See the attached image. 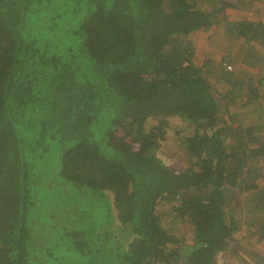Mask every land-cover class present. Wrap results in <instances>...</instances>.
I'll return each instance as SVG.
<instances>
[{"label":"trees","instance_id":"trees-1","mask_svg":"<svg viewBox=\"0 0 264 264\" xmlns=\"http://www.w3.org/2000/svg\"><path fill=\"white\" fill-rule=\"evenodd\" d=\"M242 2L0 0V264H218L239 199L257 192L264 214V182L247 176L264 117L238 112L263 95L264 68L250 61L219 97L191 41L214 25L232 43L264 36L230 18ZM169 120L181 168L160 156Z\"/></svg>","mask_w":264,"mask_h":264},{"label":"rangeland","instance_id":"rangeland-1","mask_svg":"<svg viewBox=\"0 0 264 264\" xmlns=\"http://www.w3.org/2000/svg\"><path fill=\"white\" fill-rule=\"evenodd\" d=\"M199 1L202 6L209 10L217 6L216 0ZM233 10L229 14L230 18H248L251 21L264 22V0H243L240 8ZM229 33L224 26L214 25L211 30L198 34L191 41L193 50L200 57H198L200 59V66L203 64L204 70L216 83L215 86L218 88L216 93L219 97L229 89L231 80L234 77L241 76L240 70L247 67L240 61V48L246 43L244 41L232 43V34L230 35ZM260 37H262L261 34ZM184 46L186 45L184 44ZM205 57H207L206 64L204 63ZM227 65H231L232 69H229ZM251 72H254L253 69ZM238 112L243 113L241 111ZM232 121H235V119ZM168 123L165 127L167 133L161 142L162 147L159 150L160 156L170 165L172 164L181 168L189 163L184 152L176 146L178 142L176 130L181 128V126L176 128L177 126H175L176 124L172 120H169ZM147 125L150 128L155 126L153 121L148 122ZM154 128V132L158 131L156 127ZM250 164L252 165L250 169L253 170L247 176L250 178L255 177L259 179V182H264V178L258 172V170H262L264 173V160L260 161L258 157H255L251 160ZM254 165H259V168H256ZM256 195L257 192L254 191V197ZM254 197L239 199L238 206L241 207V215L239 216L238 214L237 217L241 228L236 232L234 239L231 240V245L224 247V250L220 253L218 264H264V214L257 216V218L254 217L252 211ZM163 203L160 204L162 205L161 211H164L165 214L163 222L167 229L171 231L174 240L180 245L192 243L190 221L187 218L175 220L169 213V207ZM114 211L117 216L116 209Z\"/></svg>","mask_w":264,"mask_h":264},{"label":"crops","instance_id":"crops-1","mask_svg":"<svg viewBox=\"0 0 264 264\" xmlns=\"http://www.w3.org/2000/svg\"><path fill=\"white\" fill-rule=\"evenodd\" d=\"M260 34L261 33L256 34V37L252 39H248L245 42L246 44L240 48L241 49L240 61L244 63L246 66H248V63L250 61H253L254 67L252 66L251 67L253 71L256 72H260L264 68V36L261 34L262 37L259 38ZM249 100L255 104V107L251 105L249 106L248 109H240L241 112L246 113L245 114L246 118L244 119V122L248 125L252 123H256L262 120V117H264V93L260 97V99H256L253 96H251L249 97ZM254 166H256V168H259V165H254Z\"/></svg>","mask_w":264,"mask_h":264},{"label":"built area","instance_id":"built-area-1","mask_svg":"<svg viewBox=\"0 0 264 264\" xmlns=\"http://www.w3.org/2000/svg\"><path fill=\"white\" fill-rule=\"evenodd\" d=\"M229 69H232V66L231 65H227Z\"/></svg>","mask_w":264,"mask_h":264}]
</instances>
